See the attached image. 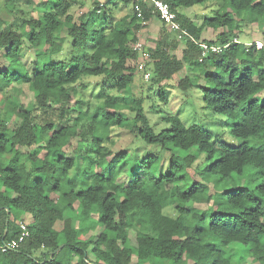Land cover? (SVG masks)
<instances>
[{"label": "trees", "instance_id": "1", "mask_svg": "<svg viewBox=\"0 0 264 264\" xmlns=\"http://www.w3.org/2000/svg\"><path fill=\"white\" fill-rule=\"evenodd\" d=\"M164 1L176 13L184 47L180 57L171 52L166 25L143 7V20L157 17L165 34L153 47H145L149 60L143 71L137 67L139 55L132 44L147 23H141L132 6L131 12L111 22L101 13L105 22L98 27L90 14L74 20L69 12L72 0H56L36 16L25 14L19 28L0 20V245L16 237L22 215H30L28 236L15 249L0 248V264H139L152 257L236 264L231 242H239L249 260L264 264V45L257 48L255 42L237 39L241 24L264 21V0H222L221 9L199 24L180 7L217 0ZM93 3L100 13L104 3ZM226 5L230 11L223 10ZM206 27L218 29L214 39L201 38ZM62 32L70 39L69 56L54 61L51 56L62 50L58 42ZM201 41L226 46L199 60ZM24 42L29 47L44 45L42 64L31 74L20 61ZM185 65L191 74L177 78L174 85L180 90L198 88L203 103L229 118L230 134L243 141L229 145L197 124L184 125L175 114L162 118L169 128L155 131L143 108L150 97L128 101L124 95L135 75L140 72L143 77L146 71L156 99L167 104L164 84ZM85 76L112 82L92 113L82 109L80 98L74 99L75 85ZM22 83L33 92V106L9 103L4 109L9 95L3 93ZM5 110L17 117L14 125ZM86 116L87 129L81 125ZM111 127L127 128L143 143L166 149L167 163L162 165L158 156L141 157L125 150L112 153L104 145ZM71 138L89 144L93 154L80 149L67 153L64 147ZM247 138L259 144H249ZM83 153L90 158L91 164L85 165L90 173L88 178L77 174V183L69 171L76 165L74 157L81 159ZM201 153L206 164L202 169L196 166L199 173L193 166ZM96 165L99 171L94 170ZM128 165L136 171L122 184L119 176ZM247 165L260 170L259 191L237 187L234 176L242 178ZM192 167L203 182L193 180L188 172ZM211 179L215 188L220 180L232 184L221 194L222 202H214L213 209L189 207L191 202L211 200Z\"/></svg>", "mask_w": 264, "mask_h": 264}, {"label": "rangeland", "instance_id": "2", "mask_svg": "<svg viewBox=\"0 0 264 264\" xmlns=\"http://www.w3.org/2000/svg\"><path fill=\"white\" fill-rule=\"evenodd\" d=\"M56 0H0V20L4 22L5 25L11 24L13 27L19 28V24L22 22L25 14L30 13L33 16L37 15V11L41 9H47L51 4H54ZM72 6L69 9L70 14L73 16L74 20L85 18L90 14L94 20L96 27L100 26L101 23L105 22L103 19L104 14L106 13L108 20L118 19L122 15L131 12L129 3H125L124 0H113L112 3H109L107 0H72ZM93 1L102 2L104 5L101 7V12H96V7ZM222 0H217L214 2L207 1L203 4H195L191 7H180L179 11L187 15L195 24H199L205 17L215 15L216 11L221 9L220 5ZM223 10L230 11V7L226 5ZM264 19V18H263ZM241 30L237 32V39L247 42H255L258 45H264V21L260 24L252 23L248 25L241 24ZM218 31L209 27H206L201 35L202 39L210 40L214 39L216 32ZM164 31H162V25L160 20L157 17H154L151 21L147 23L146 26L141 28L138 32L135 33L137 41H140L145 47H153L156 40H159L163 37ZM165 35V34H164ZM58 42L61 44L62 50L51 56L52 60L59 61L67 59L70 52V39L67 38L64 32L61 33L58 38ZM167 43L171 52L176 54L178 57L181 56V51L184 47V41L182 36L178 32H170L167 34ZM87 52H91V47L88 44L86 46ZM44 51V45L38 44L35 47H29L26 42L23 43L22 49L20 52V61L23 66L26 68L29 74L33 72V69L42 64V58ZM42 55V56H41ZM191 74V71L184 66V68L176 73L172 79L163 84L168 85V97L169 101L167 104L159 102L156 99L157 90L150 83V79L146 80L142 77L141 73L135 75L133 84L127 88L124 92L127 100L131 101L133 97H147L143 103L144 112L148 117L150 125L154 128L155 131L161 129L169 128V123L162 121V118L175 114L177 115L181 122L184 125L197 124L200 127L210 131L213 135V138H219L222 141L228 143L229 145H237L241 141L240 138H236L230 134L231 120L223 115L214 113L211 108L206 106L202 101L201 91L198 88H189L187 90H180L174 85V81L185 75ZM112 84L111 81H106L101 76H85L78 83H76L74 99L80 98L83 102L81 103L82 109H85L88 113L94 111L95 103L102 102L105 98L104 92L105 88L110 87ZM110 93H116L115 90H112ZM4 96H8V100L5 101L6 105L4 109H8L9 103H25L30 108L33 106L34 95L33 92L28 88L26 84H15L11 89H9ZM1 96V95H0ZM2 98V97H1ZM0 98V103L3 101ZM2 101V102H1ZM2 111V110H0ZM3 113V111L1 112ZM6 119L9 121L10 125H14L17 121V117L10 113L9 110H5ZM34 113L37 115L38 119L42 118V113L40 110L34 109ZM58 113V110H57ZM59 114V113H58ZM57 114H55L56 117ZM75 112L70 114V117L73 118ZM128 116L131 114L128 113ZM62 119V118H61ZM89 116H86L82 121L81 125L87 129ZM249 144H259L256 143L253 138H247L245 140ZM104 145L111 150L112 153H117L120 150H125L129 154L138 155L141 157L146 156H158L162 165L166 164L168 161L169 151L166 149L160 148L155 144H145L142 141L134 138L130 134L127 128H116L111 127L109 130L108 140L104 142ZM90 146L87 143L76 142L75 139L71 138L69 144L64 147L67 153H71L72 150H81L89 151V154H93L89 149ZM43 153V152H42ZM41 153V154H42ZM81 159L74 157L76 165L69 171V175L75 179L78 183V176L80 172H83L84 177L88 178L89 168H85V165L91 164L90 158L86 156L85 153L81 154ZM22 160H25L23 157ZM206 164L205 154L201 153L193 167L202 169ZM132 166V165H131ZM94 170L99 171L100 167L98 165L93 166ZM189 168L188 172L194 181L203 182L202 174H198L195 169ZM136 171V167L131 168L129 165L124 166V170L119 176V181L122 184H127L130 179V175ZM234 180L237 184V187L245 188H256L263 184V181L260 176V170L257 167H252L247 165L242 174V178L234 176ZM215 181L211 179V183L208 185V192L211 195V200L204 201L200 203L191 202L187 204L189 207H193L199 210L206 209L210 207L211 209L215 208L214 202L221 203V194L227 188L232 187V184L229 181L220 180L216 183V188L213 186ZM181 185L171 184L170 186ZM169 187V185H167ZM1 188V187H0ZM215 191L217 192L215 195ZM255 191H259L258 188ZM263 203H264V194ZM188 207V208H189ZM166 211L174 215L175 211L171 208H167ZM24 217V223L28 224L30 220L29 214L22 215ZM96 230L90 231V233H95ZM232 250V258L236 264H257L252 260H249L247 257L248 251L246 249H241V244L239 242H231L229 245ZM187 259V258H186ZM184 260L183 262H176L172 259H162L157 257H152L146 260L139 261V264H190L189 260Z\"/></svg>", "mask_w": 264, "mask_h": 264}, {"label": "built area", "instance_id": "3", "mask_svg": "<svg viewBox=\"0 0 264 264\" xmlns=\"http://www.w3.org/2000/svg\"><path fill=\"white\" fill-rule=\"evenodd\" d=\"M133 7V11L136 12V15L139 17L142 24H146L147 22L143 20V7H146L153 13H157L160 20L166 25V28L171 32L182 31L180 23L176 19V13L170 9L169 3L164 0H129ZM102 5V3H100ZM236 40V39H234ZM225 45L218 44H208L207 42L201 41L199 42L200 47V57L206 56L208 53H216L220 51L221 48L225 47ZM263 44L258 45L256 43L257 48H261ZM132 49L138 52L139 58L137 62V67L139 70L143 71L145 68V64L149 60V53L146 50L145 46L140 42L136 41L132 44ZM143 78L148 79L149 73L144 71ZM20 232L19 234L10 239L9 241H3L0 245L2 251L7 249H15L19 246V244L28 236V228L27 225L21 221L20 222Z\"/></svg>", "mask_w": 264, "mask_h": 264}, {"label": "water", "instance_id": "4", "mask_svg": "<svg viewBox=\"0 0 264 264\" xmlns=\"http://www.w3.org/2000/svg\"><path fill=\"white\" fill-rule=\"evenodd\" d=\"M5 210L7 211V213L9 212L8 207H5ZM61 247H62V245H60V246L55 250V252L58 251Z\"/></svg>", "mask_w": 264, "mask_h": 264}, {"label": "crops", "instance_id": "5", "mask_svg": "<svg viewBox=\"0 0 264 264\" xmlns=\"http://www.w3.org/2000/svg\"><path fill=\"white\" fill-rule=\"evenodd\" d=\"M101 3H102V2H101ZM129 5L132 6L130 2H129ZM147 23H148V22H147ZM146 25H147V24H146ZM168 31H169V30H168ZM170 32H171V31H170ZM175 33H176V32H175Z\"/></svg>", "mask_w": 264, "mask_h": 264}]
</instances>
